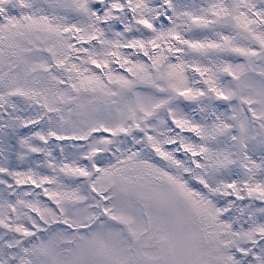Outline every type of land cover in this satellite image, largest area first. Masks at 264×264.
I'll list each match as a JSON object with an SVG mask.
<instances>
[{
  "label": "snow or ice",
  "instance_id": "1",
  "mask_svg": "<svg viewBox=\"0 0 264 264\" xmlns=\"http://www.w3.org/2000/svg\"><path fill=\"white\" fill-rule=\"evenodd\" d=\"M0 264H264V0H0Z\"/></svg>",
  "mask_w": 264,
  "mask_h": 264
}]
</instances>
